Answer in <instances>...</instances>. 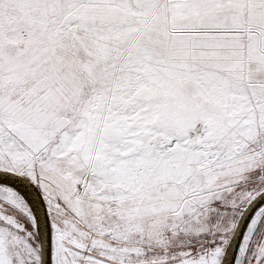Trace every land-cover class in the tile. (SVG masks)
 <instances>
[{"label": "snow or ice", "instance_id": "obj_1", "mask_svg": "<svg viewBox=\"0 0 264 264\" xmlns=\"http://www.w3.org/2000/svg\"><path fill=\"white\" fill-rule=\"evenodd\" d=\"M0 264H264V0H0Z\"/></svg>", "mask_w": 264, "mask_h": 264}]
</instances>
